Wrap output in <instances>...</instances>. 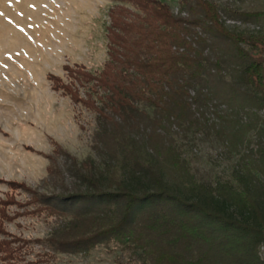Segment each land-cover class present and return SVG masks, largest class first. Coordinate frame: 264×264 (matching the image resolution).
Here are the masks:
<instances>
[{
    "label": "trees",
    "instance_id": "obj_1",
    "mask_svg": "<svg viewBox=\"0 0 264 264\" xmlns=\"http://www.w3.org/2000/svg\"><path fill=\"white\" fill-rule=\"evenodd\" d=\"M109 1L100 70L65 66L69 84L48 78L93 113L96 158L59 148L49 157L55 180L53 156L69 159L70 183L34 200L56 222L43 246H103L118 264H264V29L225 24H264V9L178 0L175 13L163 0ZM200 142L232 160L229 179L196 165ZM11 244L0 239V260L19 264Z\"/></svg>",
    "mask_w": 264,
    "mask_h": 264
},
{
    "label": "rangeland",
    "instance_id": "obj_2",
    "mask_svg": "<svg viewBox=\"0 0 264 264\" xmlns=\"http://www.w3.org/2000/svg\"><path fill=\"white\" fill-rule=\"evenodd\" d=\"M163 1L177 12L178 0ZM215 1L243 11L264 9V0ZM111 4L109 0H0V239L20 246L19 264H118L120 254L103 246L89 252H48L43 242L56 222L34 201L40 195L64 193L56 186L70 183L64 173L66 158L78 162L96 158L91 148L93 113L54 90L48 78L57 76L69 84L65 66L100 70L106 60ZM225 24L247 32L264 29L263 22L252 19L225 20ZM74 86L83 100V87ZM58 148L69 156L61 152L53 156L60 179L55 180L47 177V170L49 157ZM193 152L200 169H210L213 177L230 178L232 160L221 156L217 146L200 142ZM0 264L5 263L0 260Z\"/></svg>",
    "mask_w": 264,
    "mask_h": 264
}]
</instances>
